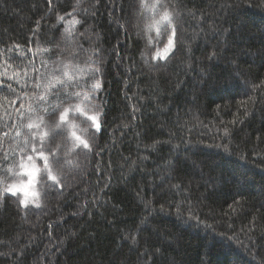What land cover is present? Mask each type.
I'll return each mask as SVG.
<instances>
[{"label":"trees","instance_id":"trees-1","mask_svg":"<svg viewBox=\"0 0 264 264\" xmlns=\"http://www.w3.org/2000/svg\"><path fill=\"white\" fill-rule=\"evenodd\" d=\"M166 2L177 50L153 60L137 0H0V157L19 151L5 125L34 99L33 67L47 76L69 50L100 69L103 129L62 189L39 174V208L0 197V264H264V0ZM22 171L0 169V188Z\"/></svg>","mask_w":264,"mask_h":264},{"label":"snow or ice","instance_id":"snow-or-ice-1","mask_svg":"<svg viewBox=\"0 0 264 264\" xmlns=\"http://www.w3.org/2000/svg\"><path fill=\"white\" fill-rule=\"evenodd\" d=\"M48 2L51 4V0ZM135 8L138 13L137 34L146 39V47L155 49L151 59L167 60L174 55L178 43L179 13L166 0H137ZM58 20L63 21L64 17L59 16ZM79 23L74 16L69 21L72 27L65 29L66 41L74 39L75 25ZM158 45L162 46L163 55ZM46 51L53 53L58 50ZM58 54L60 57L64 56L62 52ZM142 55H145L144 62L147 64V54ZM78 56L79 53L69 50V62L64 63L63 59L53 61L55 67L47 76L33 67V72L37 73L33 83L36 91L31 94L34 99H29L25 104L23 97H20L19 107L15 109L17 121L5 125L6 128L15 129V137L23 139L16 140L18 152H5L0 157V169L5 176L12 173L14 167L23 169L29 176L25 187L33 186L36 176L44 173L62 189L64 185L60 183L59 177L63 176L66 165L74 164L68 157L77 149L92 152L93 144L89 140H93L103 130L99 120L101 112L96 111L100 106L93 103L99 90V81L95 79V74L100 69L96 67L82 74L83 69L76 63ZM90 80L95 83L89 84ZM8 87L11 88V85ZM23 96H29V93L25 92ZM90 111H96V114L89 115ZM82 118L83 122H90L93 130L88 139H83L77 133V121ZM8 136V131L0 132V137ZM6 194L10 197L22 194L24 199L19 200L21 205L27 207L31 202L35 207H40V193L35 190L29 192L21 187L5 185L0 188V197ZM29 196L32 197L31 201L28 200Z\"/></svg>","mask_w":264,"mask_h":264},{"label":"rangeland","instance_id":"rangeland-1","mask_svg":"<svg viewBox=\"0 0 264 264\" xmlns=\"http://www.w3.org/2000/svg\"><path fill=\"white\" fill-rule=\"evenodd\" d=\"M149 2H151V0H149ZM161 55H163V52L161 53ZM24 172V175L26 176V178H24V180H22L21 182L19 183H16L14 186H17V187H21L23 188L25 191H37L38 190V184H39V181H38V178H39V174L36 176L35 180H34V183H33V186L31 187H25L26 185V182L27 180L29 179V176L26 174V172L23 170L22 173ZM38 192V191H37ZM21 197L22 199H24L23 195L21 194ZM32 199L31 196L28 197V200L30 201Z\"/></svg>","mask_w":264,"mask_h":264}]
</instances>
